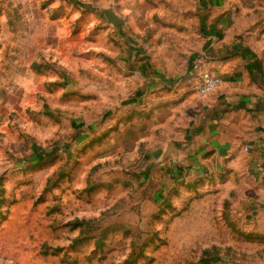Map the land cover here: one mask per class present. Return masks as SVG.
<instances>
[{
	"label": "rangeland",
	"instance_id": "1",
	"mask_svg": "<svg viewBox=\"0 0 264 264\" xmlns=\"http://www.w3.org/2000/svg\"><path fill=\"white\" fill-rule=\"evenodd\" d=\"M214 1L264 41V0ZM204 3L0 0V264H264L261 182L181 155Z\"/></svg>",
	"mask_w": 264,
	"mask_h": 264
},
{
	"label": "crops",
	"instance_id": "2",
	"mask_svg": "<svg viewBox=\"0 0 264 264\" xmlns=\"http://www.w3.org/2000/svg\"><path fill=\"white\" fill-rule=\"evenodd\" d=\"M200 13L205 42L184 79L172 81L187 114L181 155L199 165L212 157L261 182V196L251 199L244 214L251 231L264 233V41L234 32L239 19L224 4L207 0ZM205 72L222 82L202 96L196 85Z\"/></svg>",
	"mask_w": 264,
	"mask_h": 264
},
{
	"label": "built area",
	"instance_id": "3",
	"mask_svg": "<svg viewBox=\"0 0 264 264\" xmlns=\"http://www.w3.org/2000/svg\"><path fill=\"white\" fill-rule=\"evenodd\" d=\"M221 82L222 79L220 76L210 72H205L202 74L199 83L196 85V91L199 95H207L218 85H220Z\"/></svg>",
	"mask_w": 264,
	"mask_h": 264
},
{
	"label": "water",
	"instance_id": "4",
	"mask_svg": "<svg viewBox=\"0 0 264 264\" xmlns=\"http://www.w3.org/2000/svg\"><path fill=\"white\" fill-rule=\"evenodd\" d=\"M106 16L110 22H112L115 25L121 24L123 22V19L117 16L112 10L105 11Z\"/></svg>",
	"mask_w": 264,
	"mask_h": 264
}]
</instances>
